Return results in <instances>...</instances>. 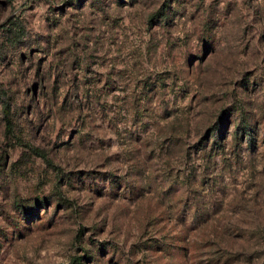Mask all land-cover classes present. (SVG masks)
Returning a JSON list of instances; mask_svg holds the SVG:
<instances>
[{
	"label": "rangeland",
	"instance_id": "rangeland-1",
	"mask_svg": "<svg viewBox=\"0 0 264 264\" xmlns=\"http://www.w3.org/2000/svg\"><path fill=\"white\" fill-rule=\"evenodd\" d=\"M0 264H264V0H0Z\"/></svg>",
	"mask_w": 264,
	"mask_h": 264
},
{
	"label": "trees",
	"instance_id": "trees-1",
	"mask_svg": "<svg viewBox=\"0 0 264 264\" xmlns=\"http://www.w3.org/2000/svg\"><path fill=\"white\" fill-rule=\"evenodd\" d=\"M244 132H245L246 134H248V132H247V128H246V129H244ZM249 136H251V134H250Z\"/></svg>",
	"mask_w": 264,
	"mask_h": 264
}]
</instances>
